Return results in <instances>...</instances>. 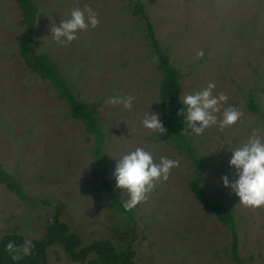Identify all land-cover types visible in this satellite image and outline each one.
<instances>
[{"label":"rangeland","instance_id":"374dc122","mask_svg":"<svg viewBox=\"0 0 264 264\" xmlns=\"http://www.w3.org/2000/svg\"><path fill=\"white\" fill-rule=\"evenodd\" d=\"M34 1L36 48L57 63L73 93L100 116L106 133V178L123 202L128 194L115 187V158L142 147L156 162L161 156L179 161L169 179L157 183L147 201L133 208L136 260L240 264L233 256L231 228L195 196L193 181L201 173L204 189L235 214L240 257L246 263L264 264V207L239 203L222 181L225 174L231 181L234 172L227 144L233 148L243 144L253 130L264 137V0ZM135 2L145 5L160 48L183 73L181 95L201 91L212 82L214 96L221 92L228 96L219 105L218 118L230 106L242 113L223 131L218 124L201 135L187 130L202 161L201 171L166 141L165 133L142 124L151 111L164 124L163 75L147 20L134 13ZM86 6L97 14L98 26L79 30L78 38L68 44L57 43L50 25L59 26L73 9ZM22 17L16 0H0V165L20 181L27 195L21 199L0 183V240L7 233L22 234L27 240L43 237L57 210L85 244L100 238L118 240L124 225L96 173L95 135L71 116L70 106L52 83L32 72L20 56ZM199 49L205 54L202 59L197 56ZM128 95L136 97L130 110L107 103L110 97ZM251 96L260 113L248 108ZM43 264L88 263L73 261L61 244H54Z\"/></svg>","mask_w":264,"mask_h":264},{"label":"trees","instance_id":"16d2710c","mask_svg":"<svg viewBox=\"0 0 264 264\" xmlns=\"http://www.w3.org/2000/svg\"><path fill=\"white\" fill-rule=\"evenodd\" d=\"M19 4L23 17L21 19V38L18 45V52L24 62L32 72L48 79L59 96L70 106L71 116L81 120L90 133L95 135V157L98 164L96 173L102 176L104 187L107 189L108 202L110 206L117 210L120 222L124 227L121 229L119 239L100 238L89 244H85L81 235L71 229L69 224L62 219V213L57 210L49 219L46 232L41 238L30 239L32 245L31 255H24L23 252L9 253L6 245L9 241L22 248L27 240L22 234L7 233L0 240V264H43L47 257L48 249L54 244H61L68 256L73 261L88 264H142L136 260L134 242L137 239L136 221L134 210H125L121 194L116 190L106 178V164L104 159V144L106 133L101 127L100 116L96 114L86 103L80 100L71 90L66 77L62 74L59 66L46 53L39 52L36 48V31L38 27V6L34 0H16ZM134 13L141 15L147 20L148 36L156 49L158 68L162 72L160 84V103L163 122L167 128L164 138L172 143L173 147L181 154H185L198 169L202 168V161L197 155V148L187 132V125L183 123V117L177 113L184 105L180 102L182 90V71L174 66L170 56L163 51L156 39L154 28L148 20L145 5L142 2H135ZM247 106L252 112L260 113V107L251 96L247 100ZM200 174H197L194 181V193L196 198L204 205L210 214H214L218 219L232 230L233 243L231 245L233 256L240 264H251L245 262L239 255L238 235L236 231V217L230 207L221 199L209 194L201 185ZM0 183L5 184L12 192H15L21 199H26L27 195L18 179L0 165ZM13 254H18L22 258L13 260Z\"/></svg>","mask_w":264,"mask_h":264},{"label":"clouds","instance_id":"9594fccd","mask_svg":"<svg viewBox=\"0 0 264 264\" xmlns=\"http://www.w3.org/2000/svg\"><path fill=\"white\" fill-rule=\"evenodd\" d=\"M98 24L97 14L93 12L91 7L86 6L84 10L73 9L70 18L61 19L59 26L52 23L50 31L57 43L68 44L78 38L77 32L79 30H87L89 26L94 29ZM204 55L202 49L197 50L199 58L202 59ZM215 87L216 85L210 82L201 91L180 96V102L184 107L179 110L177 115L184 118L183 123L187 125V130H192L190 133L201 135L205 129L217 124L219 129L223 131L226 127H230L240 120L242 113L235 106L224 109L218 118L217 113L221 112L219 105L226 102L228 96L223 92L214 96L212 90ZM135 99L136 97L133 95L127 97L113 96L107 100V103L111 105L123 104L124 108L130 110ZM142 124L157 134L167 132L159 114L153 111L144 115ZM227 145L228 151L231 153L229 166L234 168V172L231 181L229 175L222 176L223 185L229 187L231 192L239 197V203L244 206L264 207V137L253 130L243 144L234 148L229 144ZM115 159L116 166L112 175L116 181L115 187L126 191L128 194V199L123 203L124 209L128 211L141 202L147 201L157 183L167 181L171 170L179 166L178 160L165 156H161L159 162H156L152 153L142 147H137L119 159ZM33 247L31 240H26L22 248L18 247L14 241H9L6 245V251L9 253L22 251L24 255H31ZM21 258L18 254L12 256L13 260H20Z\"/></svg>","mask_w":264,"mask_h":264}]
</instances>
